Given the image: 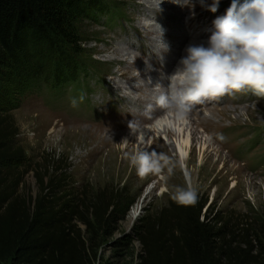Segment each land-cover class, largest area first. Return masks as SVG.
<instances>
[{"label":"rangeland","instance_id":"374dc122","mask_svg":"<svg viewBox=\"0 0 264 264\" xmlns=\"http://www.w3.org/2000/svg\"><path fill=\"white\" fill-rule=\"evenodd\" d=\"M117 1L118 10H106L102 17L83 23L85 38L94 43L84 47L86 55L93 58L87 61L88 73L80 78L79 86H66L53 96L41 84L30 86L22 79L4 73L5 70L0 74V137L5 136V146L11 154L6 166L13 165L17 174L22 176L18 193L35 197L39 177L52 172L55 166L64 173L62 186L73 203L76 195L80 194H83V202L87 206L96 203L100 194L107 201L111 193L121 190V197L132 202V206L123 220L111 221L108 227L98 232L95 241L98 261L95 264H141L142 236L160 213L181 205L173 198L174 190L177 186L188 184L197 189V201L205 204L211 217L219 215L223 220L235 222L244 219L245 223L252 225L255 234L261 236L264 232V97L247 90L220 96V105L224 106L207 109L209 113L206 115L210 121L205 126L199 125L198 115L190 113L184 123L189 122L200 139L199 143L193 145V163L186 167L177 151H170V161H177L172 163V172L165 168L159 175L146 177L137 175L125 153L130 155L138 147L162 151L151 148V144L155 143L150 136L146 142H138L131 137L132 124L117 118L124 112L138 111L137 107L125 103L128 97L150 99L154 94L143 95L137 91L130 95L117 88L125 83L118 81L122 72H126L125 77L130 79L143 72L135 68L131 72L123 70L126 64H120L112 54V48L117 47L116 42L128 35H134L135 42L143 36L142 33L154 38L156 36H152L151 31L152 28L159 30L158 25L163 32L173 31L178 36V33L192 32L187 30L186 23L192 29L190 19L196 13L203 19V26H197L199 29L194 31L197 37L191 35L190 41L203 42L207 39L203 34L212 27V21L217 16L224 14L232 0H222L216 13L203 7L200 11L187 10L184 5L186 0H177L174 11L162 9V6H147L150 12L161 10L167 15L182 13L187 21L179 23L176 31L170 23L161 25L141 13L140 6L146 0ZM189 1L200 5V0ZM194 20L197 22L198 17ZM136 32L141 34L140 37ZM164 42L171 48V43L167 40ZM155 44L160 47L159 42ZM151 49L156 52L154 46ZM139 59L149 63L150 70L156 73L148 78V82L153 84L152 81L161 78V59L155 57L156 63L149 58ZM133 60L131 58L130 63ZM174 69L175 65L169 69L170 73L167 71V75ZM147 73L149 71L144 70V74ZM238 98L248 102L240 103L239 107H232L231 110L224 109L231 107L229 101ZM196 109L206 111L200 107ZM162 117L138 125L142 130L146 129L144 132L147 134H153L155 127L152 125ZM148 118L146 110L140 111V120ZM172 121V118L165 120L166 123ZM159 137L162 144L170 146V140L163 134ZM125 139L129 141L127 144L122 142ZM204 141L207 143L206 153L211 154V161L205 166L200 155ZM56 161L60 162L56 165ZM81 211L87 216L84 210ZM135 211L137 216L130 222V213ZM78 227L84 235V227Z\"/></svg>","mask_w":264,"mask_h":264},{"label":"trees","instance_id":"16d2710c","mask_svg":"<svg viewBox=\"0 0 264 264\" xmlns=\"http://www.w3.org/2000/svg\"><path fill=\"white\" fill-rule=\"evenodd\" d=\"M110 9L118 10L117 0H0V74L5 70L30 86L41 84L53 96L79 86L93 58L84 47L94 43L85 38L83 23ZM4 137L0 264H95L98 232L123 220L132 202L116 190L107 201L100 194L87 206L80 194L73 203L58 166L39 177L35 197L19 194L22 176L6 166L11 154ZM245 221L211 217L199 201L173 206L142 236L141 264H264V232L257 236Z\"/></svg>","mask_w":264,"mask_h":264},{"label":"clouds","instance_id":"9594fccd","mask_svg":"<svg viewBox=\"0 0 264 264\" xmlns=\"http://www.w3.org/2000/svg\"><path fill=\"white\" fill-rule=\"evenodd\" d=\"M163 0H159V5ZM222 0H200V5L216 13ZM160 30L159 46L167 51ZM210 35L200 43H189L171 74H161L153 86V103L147 106L150 113L155 108L167 112L175 124L187 121L195 105L234 91H251L264 97V0H232L224 14L212 21ZM75 104V101H73ZM130 129L142 142L141 127ZM223 139V137H220ZM127 144V139L122 141ZM137 175H159L167 168L173 170L170 158L162 153L138 147L128 154ZM173 198L182 205L195 204L198 191L195 187L177 186Z\"/></svg>","mask_w":264,"mask_h":264},{"label":"bare ground","instance_id":"6f19581e","mask_svg":"<svg viewBox=\"0 0 264 264\" xmlns=\"http://www.w3.org/2000/svg\"><path fill=\"white\" fill-rule=\"evenodd\" d=\"M163 1L164 2H162L160 5H159V0L144 1V3L140 6V9L142 10L141 13L143 15H146L149 20L155 21L156 23H159L161 25L165 26L166 24L170 23V26L174 28V31H176L178 30L179 23L182 24L183 21H187L186 19H183V16L181 15L182 13H180V15H167L165 12L161 10H156V11L151 10V12L150 10L148 11L147 6L149 7L150 6H154V7L162 6L163 7L162 9L168 8L174 11L176 10L174 3L178 2L179 0L178 1L177 0H163ZM184 5H185V9L190 10V11H194V10L200 11L201 9L200 5L195 4L194 2H191L189 0H186ZM145 7L147 8L144 9ZM197 17H198V21L197 22L196 20L193 21V18H197ZM193 18L190 19V22L192 23V29L190 28V24L186 23V25L188 26L187 30H190V31L192 30V32H184L182 34L178 33L179 36L174 34L173 31L163 32V37H162L163 41L167 40L169 43H171V48H169L168 46L167 51H161L160 47L156 46L155 43H158L160 39V32H159L160 30H156V29L154 30L153 28L151 32H152V36L154 35L156 36L154 38H152L151 36H147L144 33H142L143 34L142 36L139 32H136L139 34L138 36L140 37L141 35V37L140 39L137 38V41L135 42L134 40L136 39V37L134 35H128L126 38H123L120 40L117 39L118 41L117 42L115 41L117 47L112 48V54L116 57L115 59H118L120 61V64L121 63L126 64L127 67L123 70L127 72H131L132 69L135 68L137 71L140 70L141 72H143V73L135 75V77H132L131 79L125 77L126 76L125 74H127L126 72H122L121 75H119L118 77V81L125 82V83H122V85H119L117 88L124 91L126 94H130V95L131 93L133 94L134 92H137V91L142 92L143 95H152L154 94L153 86L155 84L159 82L167 83L166 81H162L161 78L156 81H152L153 84L148 82L150 81L148 78L151 75H154L156 73L150 70L151 65L149 63L141 61L139 57L149 58V60H154V63H156L155 57H157L158 59H161L160 58L161 56L162 66H163L162 70L164 73L161 72L159 75H161L162 73L164 75H167V71L169 72V69L174 68V65L176 67L178 63L177 60H179L181 56L184 54V49L189 43H200L197 41H193V42L190 41V37L191 35H195L194 31L199 29L197 28V26L203 23V19L201 18L200 14L197 15V13H196V16H193ZM193 22H196V24ZM148 29L151 30V27H148ZM209 35H210V32L208 29V31H206L203 34V37L207 38ZM196 37L197 35H195L193 38H196ZM118 42L121 43L127 50L123 46H121V44H119ZM152 46H154L155 48L154 50H156V52L152 51L151 49ZM174 48L181 49V50L176 51ZM129 50H133V52ZM131 58L134 59L133 63H130ZM163 59H165V61ZM144 70L149 71V73L144 74ZM156 76L158 77V75ZM132 97H128L125 103L137 107L138 111L131 112L129 114H127V112H124L122 116L117 117L118 120L120 119L121 121L128 123L129 125L130 124L135 125V124H143L148 121L151 122L155 117L160 118L162 117V115H165L164 117H162L161 119H159L152 125L153 127H155L153 129L154 131L153 134H150V132L148 134L147 132H144L146 129L142 130L143 135L141 137V140L146 142V140L147 141L149 140V136L152 137V142L155 143V145L151 144V148L155 150H160L167 156H169L170 151L176 150L178 157L184 159L183 164L186 167H189L193 163L194 156H195V150L193 148V145L196 143H199L200 141V139L197 137L196 129H193L189 122L187 124L185 123L175 124L174 121L166 123L165 120H169V118L171 117L169 116V114H167L166 112H164L163 110L159 108H155L152 112L149 113L147 111V106L153 103L154 97H151L150 99L148 98L142 99V97L141 98L139 97L132 98ZM246 102H248V100H244L242 98L234 99V100L229 101V104L231 105V107H224V109L231 110L232 107H239L240 103L245 104ZM220 103H221L220 97L205 100L202 104L195 105L191 114L193 116L198 115L197 120H198L199 125L204 124L205 126L210 121V118L206 115L207 113H209L207 109H213V108L224 106V105H220ZM198 107L206 111L204 112V111H200L196 109ZM143 110H146L149 113V118L146 120H140V111H143ZM195 111H199V112L196 113ZM135 119L136 121H134ZM129 134L131 137L136 138L135 134H131V133ZM160 134H163L168 140H170L169 147L162 144L160 140L161 138L159 137ZM205 143L206 142L204 141L200 149V155L204 161V164H203L204 166L207 165L209 161H211V154L206 153L207 151L205 149ZM171 162L175 164L177 161H175V159H171ZM136 216H137V211L130 213V218H129L130 222L133 221L136 218Z\"/></svg>","mask_w":264,"mask_h":264}]
</instances>
